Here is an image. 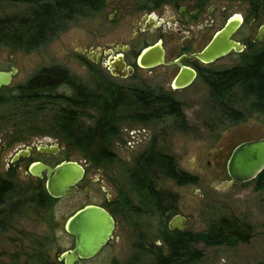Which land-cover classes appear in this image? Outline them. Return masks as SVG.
<instances>
[{
  "label": "trees",
  "instance_id": "trees-1",
  "mask_svg": "<svg viewBox=\"0 0 264 264\" xmlns=\"http://www.w3.org/2000/svg\"><path fill=\"white\" fill-rule=\"evenodd\" d=\"M0 3L27 7L22 13L0 16V47L31 53L48 47L76 22L102 12L106 0H0ZM263 8L264 0H251L252 17L261 18ZM239 57L240 63L234 67L202 72L210 91L205 126L212 133L217 121L221 126L226 121L237 123L242 114L236 108L238 105H249L250 114L264 113V44H250L249 50ZM89 68L93 85L84 84L64 66L43 68L25 83L13 89L4 88L1 92L10 91V96H0V106L15 105L13 118L19 115L21 123L28 115L51 113V123L44 132L65 145L64 159H69L70 152H76L90 166L105 169L117 162L111 146L121 138L125 124L169 123L172 129L187 135L199 132L188 123L181 103L172 95L151 94L149 87L126 89L111 81L94 62H89ZM164 179L180 187L199 184L197 176L180 168L175 156L156 147L155 138L148 150L134 158L127 183L121 184L120 191L125 215L157 222L154 239L161 240L164 246L151 244V264H202L206 256L201 247L235 248L251 242L254 226L226 216L210 221L203 231H171L168 223L178 213L179 196L158 189ZM262 180L264 171L258 178L259 182ZM257 189L264 190V184L259 183ZM58 201L49 196L41 181L21 184L13 177L0 179V208L9 209L13 218L30 213L37 217L52 216ZM140 236L150 237L147 226ZM34 260L35 264H46V257L39 251L24 264H32Z\"/></svg>",
  "mask_w": 264,
  "mask_h": 264
},
{
  "label": "rangeland",
  "instance_id": "rangeland-1",
  "mask_svg": "<svg viewBox=\"0 0 264 264\" xmlns=\"http://www.w3.org/2000/svg\"><path fill=\"white\" fill-rule=\"evenodd\" d=\"M121 1L123 3L124 0ZM217 4L219 8L229 7L234 13H245L248 5L246 2L236 0H221ZM130 8H133L132 5ZM26 9V6L0 3V16L22 13ZM110 13L111 9L108 8L90 18L76 22L48 47L31 53L0 47V71H7L11 67L18 69V74L9 88L13 89L25 83L37 71L52 65L64 66L84 84L93 85V75L89 68V62L93 61L83 52H97L106 47L107 43L124 41L123 39L131 34L132 20L138 15L137 12L125 11L111 21ZM263 22L264 20H261L249 27L251 39H254L259 25ZM198 34L203 35L206 41L211 32L207 35L202 32ZM164 40L168 51L179 43L177 40H172L171 35L166 36ZM238 63L240 57L231 55L214 63L212 68L223 70ZM96 65L98 69L107 73L102 63ZM163 72V68H158L152 74L151 71L139 69L131 78L117 79V82L119 81L124 87L136 89L145 87L153 89L154 85L156 89L159 85H164L166 91L181 103L188 123L196 127L199 132L187 135L175 128L172 129L169 123L152 126L125 124L122 126L121 138H117L111 146V150L117 155V162L109 169L90 166L81 154L70 152L68 161L78 162L88 170L82 188L75 195L59 199L51 212L52 216L46 214L44 217H37L30 213L14 217L10 228L0 234V264H24L27 258L36 254L38 243L47 242L45 239L55 241V245L48 244L46 247L49 251L48 255L52 254L51 260L57 257L58 253L70 249L73 241L65 230L67 220L87 205H104L107 196L113 200L118 199L121 184L127 183L126 176L133 166L134 158L148 150L155 138L158 149L175 156L182 170L199 178L197 185L180 187L174 181L164 179L157 186L159 190L170 191L179 196L176 215L185 217L188 230L203 231L210 221L224 216L254 226L255 235L249 244H240L235 248L201 247L206 256L202 264H264V191L257 189L256 182L241 185L226 184L230 180L227 164L233 150L243 142L264 137V116L257 113L250 114L249 105H238L236 108L242 114L239 115L237 123L226 121L225 125L221 126L217 121L216 131L212 133L205 126V123L208 124L205 118V106L210 101L208 86L198 79L190 88L174 92L169 89V82ZM4 94L10 96V91L1 92L0 96ZM15 109V105L11 103L0 106V134L4 141L12 138L7 135L8 133L26 136L22 142L13 145L9 153L13 155L18 149H23L36 140H49L58 143L61 151L58 158L64 159L65 145L50 136L48 132H44L48 129L49 122L51 123L52 114L47 112L36 117L28 115L27 120L21 123L19 115L13 118ZM21 130L24 132L19 134ZM20 178L27 184L37 183L27 174H20ZM84 190L88 191L87 195ZM124 216V218L116 217L114 240L105 251V255H118L126 260L131 253L132 242L137 239L143 228L151 226V239H154L157 234V222L132 214H124ZM35 263L36 260L32 262Z\"/></svg>",
  "mask_w": 264,
  "mask_h": 264
},
{
  "label": "flooded vegetation",
  "instance_id": "flooded-vegetation-1",
  "mask_svg": "<svg viewBox=\"0 0 264 264\" xmlns=\"http://www.w3.org/2000/svg\"><path fill=\"white\" fill-rule=\"evenodd\" d=\"M218 1L221 0H124L121 3V0H106L105 9L110 8L111 13L109 14V19L114 21L119 15L125 11L138 13L137 17L132 20V30L131 34L127 35L124 41L121 42H111L107 43L106 47L100 49L102 51L101 54H96V56L92 57L91 60L95 63H102L103 67L107 71V74L110 77V80L115 84L122 86L117 82V79L127 80L134 76L137 70L141 69L143 71H156L158 68H163V74L166 80L169 82V89L171 91H182L190 88L193 84L202 78V72H209L212 68V65L216 62L206 64L199 60L196 55L201 53L207 45L212 41V39L216 36V34L221 31L227 23L230 21H234L238 18L241 21V25L235 34L232 36V40L241 44L245 47L244 52L236 53L232 51L227 56H239L246 53L249 50V46L251 42L253 44L261 45L264 44V37L261 41L256 42L258 37L259 29L264 24L259 25L256 36L254 39H251V35L249 32V27L255 25V23L264 20V8L260 10L262 13L261 18L252 17L251 10V0H236L243 1L248 3L247 10L245 13H234L231 11L229 7L223 6L219 8ZM127 3V4H126ZM132 5V9L130 8ZM205 33L207 35L208 32H211V35L206 41L204 40L203 35H199L198 33ZM172 37V40L179 41L178 45L171 48V50H167L166 41L164 40L166 36ZM161 46L164 50V61L163 65H159L156 67H152L150 69H145L139 66L138 59L140 54L149 47ZM94 51H90L91 54ZM225 56V57H227ZM224 58V57H223ZM222 59V58H221ZM125 65V70H122L120 67ZM234 67V66H233ZM12 68V67H11ZM8 69L7 71L11 70ZM111 68L113 70H119L120 73L125 74V77L113 75L111 72ZM132 70V74H129L128 70ZM189 71L195 73L194 81L184 88H176L174 83L176 79L182 74L183 71ZM106 73V72H105ZM204 82V81H203ZM152 86V85H151ZM10 87V86H9ZM0 89V92L4 88ZM124 87V86H123ZM126 89H134L125 87ZM164 85H159L155 89V85L153 89H151V94L161 93L163 95H172L166 91ZM173 96V95H172ZM174 97V96H173ZM264 116V113H263ZM155 125V124H153ZM1 129V127H0ZM12 138H9L4 141V138L0 134V179L1 180H10L12 177L16 179L21 184L23 180L20 178V174H27L29 177L34 178L36 182L41 181L46 188V172H43V178L35 177L31 174V167L35 164H45L50 167H55L61 162L68 161L65 159L60 160L58 157L61 153L60 147L58 143H54L52 141H40L36 140L32 142L30 145H26L23 149H18L15 154L11 155L9 153L10 148L22 142L25 139V135L21 134L20 136L15 135L14 133L11 135ZM6 135V136H7ZM53 137V136H52ZM261 139H264L261 138ZM240 145V144H239ZM57 147L58 151L56 154L43 152L41 149L43 148ZM22 151H27V156H22L20 153ZM18 156V157H17ZM17 157V158H16ZM86 175H87V168ZM85 175V178H86ZM194 176V175H193ZM260 176V175H259ZM259 176L250 181L256 182L257 187L259 183L264 184V180L261 182L258 181ZM78 184V192L82 188L84 180ZM230 179V178H229ZM247 182V183H250ZM244 183V184H247ZM238 183H234L235 185ZM241 185V184H238ZM85 191V190H84ZM264 191V190H262ZM77 192V193H78ZM86 192V191H85ZM88 192V191H87ZM76 193V194H77ZM86 195L88 193H85ZM65 198V197H64ZM59 200V199H57ZM107 204H110L108 206ZM97 206V205H96ZM100 207L106 209L112 217L115 219L116 217L121 218L124 216V209L122 208V199L119 195L118 199L113 200L112 198L107 196V200L104 205H99ZM6 207L0 208V234L5 232L10 228V224L12 223L13 217H11L9 213V209H5ZM119 213L121 216L118 214ZM176 216V215H175ZM174 216V217H175ZM17 217V216H16ZM125 217V216H124ZM123 217V218H124ZM187 222H185L186 225ZM117 225V223H116ZM169 225V223H168ZM9 227V228H8ZM149 229L150 237H141L138 235L137 239L131 244V253L126 260L121 259L118 255L108 254L105 255V251L109 248L110 243L114 240L113 237L109 240L108 244H106L101 252L89 259H82V264H151V244L156 242V245L163 248V242L161 240L151 239V226ZM180 231V230H175ZM184 231H191L185 229ZM180 231V232H184ZM142 232V230H141ZM140 232V233H141ZM47 242L38 243L37 250L40 252L41 256L46 257V264H65V261L61 259L62 255L65 252L73 250L75 248V239L72 237L73 246L65 250L64 252L58 253L57 257L51 260V255H48L49 251L47 250L48 244H54L55 241L53 239H45ZM41 245V246H40ZM46 245V247H44ZM165 248V247H164ZM59 249L57 250V252ZM46 256H45V255ZM105 255V256H104ZM41 264H45L44 262Z\"/></svg>",
  "mask_w": 264,
  "mask_h": 264
},
{
  "label": "water",
  "instance_id": "water-1",
  "mask_svg": "<svg viewBox=\"0 0 264 264\" xmlns=\"http://www.w3.org/2000/svg\"><path fill=\"white\" fill-rule=\"evenodd\" d=\"M240 25L241 21L238 19L227 23L196 57L202 62L210 64L229 55L232 51L236 53L244 52L245 47L232 40V36ZM263 37L264 24L259 29L256 42L261 41ZM97 53L101 54L102 51L99 49L91 54H89V51L83 52L84 55H89V57L91 55L95 57ZM138 63L140 67L145 69L163 65L165 63L164 50L159 45L149 47L140 54ZM122 66L120 68L125 70V65ZM111 72L116 76H126L120 73L118 69L113 70L111 68ZM128 72L132 74L131 69ZM17 74L18 69L16 67H12L10 71H0V89L9 87ZM194 79L195 73L186 70L176 79L174 85L176 88H184L189 86ZM41 151L56 154L58 148L45 147ZM20 154L27 156L28 152L22 151ZM30 171L33 176L39 178H43V172H46V191L53 199L75 195L78 192V184L83 181L86 175L85 167L75 161H64L55 167L39 163L33 165ZM263 171L264 139L243 142L233 150L228 161L227 172L230 180L226 184L250 182L261 175ZM185 222V217L176 215L170 220L168 226L171 231H184L188 228ZM115 229V219L106 209L96 205H87L81 208L67 220L65 225L67 234L75 239V248L65 252L61 259L65 261V264H82V259L92 258L101 252L113 237Z\"/></svg>",
  "mask_w": 264,
  "mask_h": 264
},
{
  "label": "snow or ice",
  "instance_id": "snow-or-ice-1",
  "mask_svg": "<svg viewBox=\"0 0 264 264\" xmlns=\"http://www.w3.org/2000/svg\"><path fill=\"white\" fill-rule=\"evenodd\" d=\"M238 19V18H237Z\"/></svg>",
  "mask_w": 264,
  "mask_h": 264
}]
</instances>
